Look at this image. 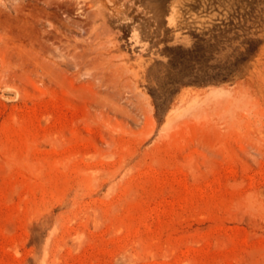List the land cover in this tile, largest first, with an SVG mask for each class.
Listing matches in <instances>:
<instances>
[{
	"label": "rangeland",
	"instance_id": "rangeland-1",
	"mask_svg": "<svg viewBox=\"0 0 264 264\" xmlns=\"http://www.w3.org/2000/svg\"><path fill=\"white\" fill-rule=\"evenodd\" d=\"M0 264H264V0H0Z\"/></svg>",
	"mask_w": 264,
	"mask_h": 264
},
{
	"label": "water",
	"instance_id": "water-1",
	"mask_svg": "<svg viewBox=\"0 0 264 264\" xmlns=\"http://www.w3.org/2000/svg\"><path fill=\"white\" fill-rule=\"evenodd\" d=\"M3 95L5 97H11V98H15L16 97V94L12 93V92H4Z\"/></svg>",
	"mask_w": 264,
	"mask_h": 264
}]
</instances>
